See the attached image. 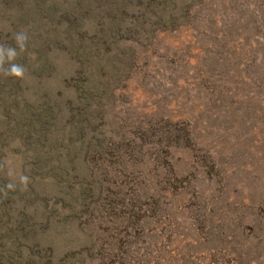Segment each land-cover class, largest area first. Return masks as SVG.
<instances>
[{
	"label": "rangeland",
	"instance_id": "1",
	"mask_svg": "<svg viewBox=\"0 0 264 264\" xmlns=\"http://www.w3.org/2000/svg\"><path fill=\"white\" fill-rule=\"evenodd\" d=\"M147 1L0 0V42H44L18 56L46 55L88 94L56 253L264 264V0Z\"/></svg>",
	"mask_w": 264,
	"mask_h": 264
},
{
	"label": "trees",
	"instance_id": "2",
	"mask_svg": "<svg viewBox=\"0 0 264 264\" xmlns=\"http://www.w3.org/2000/svg\"><path fill=\"white\" fill-rule=\"evenodd\" d=\"M44 35L49 40L51 33ZM43 43L31 40L26 47ZM0 45L20 50L13 41ZM74 49L66 50L84 52L80 45ZM27 60L17 56L14 62L32 69L34 81L28 73L23 78L0 73V264H62L55 246L62 217L70 211L65 186L76 180L74 159L89 152L90 105L84 103L86 91L77 89L80 75L62 73L46 55L37 65Z\"/></svg>",
	"mask_w": 264,
	"mask_h": 264
},
{
	"label": "clouds",
	"instance_id": "3",
	"mask_svg": "<svg viewBox=\"0 0 264 264\" xmlns=\"http://www.w3.org/2000/svg\"><path fill=\"white\" fill-rule=\"evenodd\" d=\"M28 39L27 33L19 32L15 35V41L18 48L23 50L26 47V41ZM18 56L17 49L12 46L5 47L0 45V73H3L5 76L23 78L25 75V68L23 65L15 63ZM7 64V67H5ZM25 181L26 177L23 178ZM8 187H13L11 184Z\"/></svg>",
	"mask_w": 264,
	"mask_h": 264
}]
</instances>
